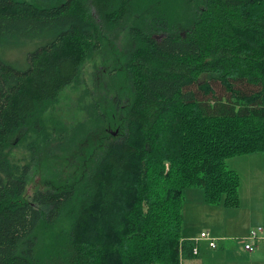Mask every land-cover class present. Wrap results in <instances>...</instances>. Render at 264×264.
Returning <instances> with one entry per match:
<instances>
[{
  "label": "trees",
  "instance_id": "1",
  "mask_svg": "<svg viewBox=\"0 0 264 264\" xmlns=\"http://www.w3.org/2000/svg\"><path fill=\"white\" fill-rule=\"evenodd\" d=\"M125 30L121 131L82 153L75 175L54 168L60 186L28 194L36 151L62 138L44 116ZM0 47L23 54L0 57V264L196 258L185 191L237 208L226 160L264 159V0H0ZM97 106L84 136L109 124Z\"/></svg>",
  "mask_w": 264,
  "mask_h": 264
},
{
  "label": "rangeland",
  "instance_id": "2",
  "mask_svg": "<svg viewBox=\"0 0 264 264\" xmlns=\"http://www.w3.org/2000/svg\"><path fill=\"white\" fill-rule=\"evenodd\" d=\"M126 41L127 30L118 33L115 39L103 43L101 51L83 65L77 82L60 93L54 107L44 116L46 127L55 128L56 133L62 134V138L52 140L48 148L36 151V163L30 173L28 194H31L35 187L38 189L60 186L54 168L60 169L62 178L69 172L72 176L75 175V169L78 173L81 168L79 156L82 153L87 156L92 145L100 143L102 134L117 136L121 131L125 108L130 102L122 72ZM9 53L0 47V57L6 58ZM22 57L23 54L15 50L9 55L11 60ZM93 99L98 105L96 108H100L109 119V124L92 130L84 136L85 132L79 128L87 127L88 117L95 120L94 114L91 113ZM115 106H117L116 110ZM74 136L77 140L73 139ZM67 147L71 149L64 152L62 149ZM26 156L24 150L12 153L13 160L17 162L21 157ZM226 169L235 171L239 175L240 206L224 208L210 205L205 202V195L200 189L186 190L182 210V236L194 239L199 237L200 231L203 230L216 240V248L211 249L206 242L200 241L196 245L198 256L193 260L185 258L181 264H264L263 258H257L253 262L255 254L251 256L244 251L248 232L258 227L263 229V156L254 153L229 158L226 160ZM263 243L264 239L258 241L256 245L261 246ZM257 248H254V251Z\"/></svg>",
  "mask_w": 264,
  "mask_h": 264
},
{
  "label": "built area",
  "instance_id": "3",
  "mask_svg": "<svg viewBox=\"0 0 264 264\" xmlns=\"http://www.w3.org/2000/svg\"><path fill=\"white\" fill-rule=\"evenodd\" d=\"M262 233H263V229L261 227H258L256 229H251L245 238L244 250L249 253L253 252L254 248H256V243L262 239ZM189 240H192L195 243V246L193 247L191 252L193 255L196 256L198 255V250L196 248V245L200 241L206 242L208 247L211 249L216 248V240L213 237H211L207 232H201L199 234V237Z\"/></svg>",
  "mask_w": 264,
  "mask_h": 264
},
{
  "label": "crops",
  "instance_id": "4",
  "mask_svg": "<svg viewBox=\"0 0 264 264\" xmlns=\"http://www.w3.org/2000/svg\"><path fill=\"white\" fill-rule=\"evenodd\" d=\"M240 206V205H239ZM200 232H203V230L202 231H200ZM184 239H188V238H184ZM264 239V236H262V239L261 240H263ZM256 246H258V245H256ZM257 248V247H256ZM259 250V251H258ZM245 251V250H244ZM245 253H247V254H249V255H254V259H253V262H255L256 260H257V258H263L264 259V243L261 245V246H258V248H257V250L256 251H254V252H251V253H249V252H246L245 251ZM198 256V255H197Z\"/></svg>",
  "mask_w": 264,
  "mask_h": 264
}]
</instances>
